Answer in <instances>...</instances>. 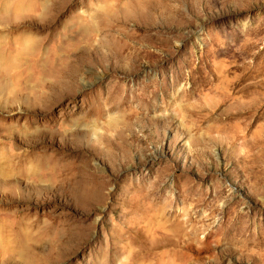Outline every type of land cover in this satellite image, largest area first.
I'll return each instance as SVG.
<instances>
[{"label": "rangeland", "instance_id": "374dc122", "mask_svg": "<svg viewBox=\"0 0 264 264\" xmlns=\"http://www.w3.org/2000/svg\"><path fill=\"white\" fill-rule=\"evenodd\" d=\"M0 264H264V0H0Z\"/></svg>", "mask_w": 264, "mask_h": 264}, {"label": "snow or ice", "instance_id": "6c2138e0", "mask_svg": "<svg viewBox=\"0 0 264 264\" xmlns=\"http://www.w3.org/2000/svg\"><path fill=\"white\" fill-rule=\"evenodd\" d=\"M112 118H114V117H110V119H112Z\"/></svg>", "mask_w": 264, "mask_h": 264}, {"label": "clouds", "instance_id": "9594fccd", "mask_svg": "<svg viewBox=\"0 0 264 264\" xmlns=\"http://www.w3.org/2000/svg\"><path fill=\"white\" fill-rule=\"evenodd\" d=\"M12 5H9V7H11Z\"/></svg>", "mask_w": 264, "mask_h": 264}]
</instances>
